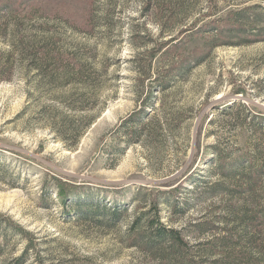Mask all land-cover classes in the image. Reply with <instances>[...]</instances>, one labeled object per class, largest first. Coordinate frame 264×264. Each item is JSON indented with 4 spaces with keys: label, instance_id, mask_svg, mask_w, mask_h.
I'll list each match as a JSON object with an SVG mask.
<instances>
[{
    "label": "rangeland",
    "instance_id": "rangeland-1",
    "mask_svg": "<svg viewBox=\"0 0 264 264\" xmlns=\"http://www.w3.org/2000/svg\"><path fill=\"white\" fill-rule=\"evenodd\" d=\"M49 3L48 23L77 53L88 79L60 89L20 76L0 84V264L19 257L29 242L23 264H131L138 253L125 248L123 236L135 212L146 210L148 192L182 184L172 195L186 214L170 215V198L160 201L163 218L170 215L178 228L227 202L196 179L215 182L213 147L232 159L244 151L247 135L225 127L222 106L236 101L264 114V0ZM249 6L257 8L236 17L233 28L225 25ZM165 47L172 52L163 55ZM157 77L169 82L166 89L153 82ZM150 91L153 97H145ZM142 100L143 132L127 139L131 131L114 128ZM85 118L94 121L67 149L55 132H71L68 121L80 131ZM53 178L127 214L114 229L63 217L49 203L53 193L47 202L41 193L42 186L53 189Z\"/></svg>",
    "mask_w": 264,
    "mask_h": 264
},
{
    "label": "trees",
    "instance_id": "trees-1",
    "mask_svg": "<svg viewBox=\"0 0 264 264\" xmlns=\"http://www.w3.org/2000/svg\"><path fill=\"white\" fill-rule=\"evenodd\" d=\"M49 5V0H0V84L20 76L26 83L40 84L43 89L85 85L82 80L84 76L88 79V75L78 65L77 53L62 44L60 36L48 23ZM254 7L231 14L225 25L233 28L238 23L236 17ZM172 49L165 47L163 55L170 54ZM153 82L162 90L169 85L158 77ZM241 92L236 90V94ZM147 96L153 97L152 92ZM143 102L138 111L120 120L114 130L121 127L124 132L131 131L125 134L127 139L141 135L144 129L142 114L148 109ZM219 114L228 120L225 124L228 130L247 135L244 151L237 159H232L231 154H223L213 147L214 168L210 177H217L215 182H205L206 176L196 180L201 181L205 191H222L227 202L178 228L173 226L170 215H184L188 211L185 203L178 205L172 195L182 188V184L170 192H148L146 210L135 212L123 236L125 248L138 253L131 264H264V114L236 101L222 106ZM54 119L53 125L56 124ZM93 121V118H85L80 131L72 130L73 124L68 121L66 126L71 132L66 135L56 131L55 134L67 149H75ZM209 122L213 124L212 120ZM60 123L61 120L57 124ZM52 185L53 189L42 186V196L47 202L53 193L55 201L49 203L59 206L63 217H77L91 221L101 229H114L127 214V209L117 203L104 204L82 195L78 188L82 186L57 178L52 179ZM162 196L170 198L166 201L170 215L165 218L160 207ZM8 223L9 228L20 235L29 236L11 221ZM32 249L29 242L23 253L9 264H23Z\"/></svg>",
    "mask_w": 264,
    "mask_h": 264
}]
</instances>
